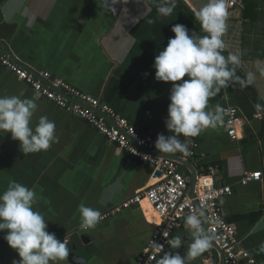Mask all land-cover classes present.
<instances>
[{
    "label": "crops",
    "instance_id": "obj_1",
    "mask_svg": "<svg viewBox=\"0 0 264 264\" xmlns=\"http://www.w3.org/2000/svg\"><path fill=\"white\" fill-rule=\"evenodd\" d=\"M206 2L177 0L173 14L163 17L156 10L158 0H0V51L45 82L42 75L49 73L99 99L142 133L169 135L165 119L172 83L156 81L155 56L175 35L174 24L185 25L190 35H205L194 13ZM227 7L223 54L240 55L237 74L253 72L255 80L246 87L237 83L222 89L210 107L239 108V138L232 139L224 124L208 128L187 138L198 145L195 158H172L191 177V190L205 166L220 167L217 184L232 187L220 199L224 215L242 246L264 264V107H255L264 105V75L257 69L258 61L264 66V0H242L234 7L227 0ZM21 93L37 106L33 125L40 116L55 121L58 141L47 151L24 155L11 133L0 132V193L11 181L36 189L34 208L48 220V231L68 240L70 254L61 264H134L161 220L148 204L123 203L156 181L154 168L128 155L84 119L39 97L0 65V96ZM259 170L262 180L242 183L247 172ZM81 203L106 214L87 232L79 227ZM184 223L171 235L185 239L175 250L181 255L190 243ZM4 235L0 233V264H13L20 257ZM215 255L221 264L217 248ZM191 264H203L202 255Z\"/></svg>",
    "mask_w": 264,
    "mask_h": 264
},
{
    "label": "clouds",
    "instance_id": "obj_2",
    "mask_svg": "<svg viewBox=\"0 0 264 264\" xmlns=\"http://www.w3.org/2000/svg\"><path fill=\"white\" fill-rule=\"evenodd\" d=\"M115 3V0H113ZM177 0H158L157 13L168 17L173 14ZM194 17L205 35L189 34L183 24H174L175 34L168 39L167 46L155 56L153 67L158 82H171L170 104L165 126L169 135L158 134L155 148L161 154L181 153L189 155L191 137H197L208 128L224 124L225 110L210 107V100L217 97L222 89L239 84L251 85L255 80L253 72L246 77L237 74L241 63L238 54L229 52L225 56L223 35L227 30V0H207L198 8ZM257 69L264 75V66L257 62ZM185 76L188 79H184ZM179 82V83H177ZM20 95L0 96V132L11 133L13 140L20 142L24 155L47 151L58 141L56 123L47 116H40L33 125L36 104ZM264 100V96L260 97ZM257 109L264 105L257 103ZM36 189L11 181L0 193V233L14 249L19 260L13 264H61L70 254L68 240L63 241L55 233L48 231V220L37 210ZM79 227L87 232L94 229L103 219L99 208L81 203ZM205 211L197 208L185 217L184 227L188 231L190 243L181 255L178 251L185 244L181 236L167 240L171 251L164 252L156 264H191L211 246L210 236L204 228ZM158 250L163 245L156 244ZM264 252V244L260 245Z\"/></svg>",
    "mask_w": 264,
    "mask_h": 264
},
{
    "label": "built area",
    "instance_id": "obj_3",
    "mask_svg": "<svg viewBox=\"0 0 264 264\" xmlns=\"http://www.w3.org/2000/svg\"><path fill=\"white\" fill-rule=\"evenodd\" d=\"M241 3L242 0H228L229 7ZM0 65L26 82L39 97L84 119L128 155L151 165L155 174L161 171V175L153 184L127 198L123 203L126 207L148 204L161 220L160 223L155 224L149 241L134 264H154L159 255L165 251L168 245L167 240L171 238L173 231L182 224L190 212H195L197 208L205 211L203 226L211 238V246L202 254L203 264H219L215 248L221 253V264H259L250 251L242 246L235 227L224 215L220 199L231 194L232 187L217 184L220 167L215 164L205 166L201 172L197 173L196 184L191 190L186 174L180 170L178 163L172 158L173 155L185 159L195 158L198 153V145L195 141L189 145V155L178 152L161 154L155 148L156 135L140 132L112 107L102 105L99 99L82 92L63 79L43 73L42 77L47 81L51 78V82H45L9 54L1 51ZM97 107L100 108V112L94 109ZM224 110L227 134L232 139H237L239 128L243 124L240 110L234 105H228L224 107ZM262 179V170L247 172L242 178V183L247 184ZM156 244L164 247L158 250Z\"/></svg>",
    "mask_w": 264,
    "mask_h": 264
},
{
    "label": "water",
    "instance_id": "obj_4",
    "mask_svg": "<svg viewBox=\"0 0 264 264\" xmlns=\"http://www.w3.org/2000/svg\"><path fill=\"white\" fill-rule=\"evenodd\" d=\"M156 175H157V176L161 175V171H157V172H156ZM188 180L190 181V180H191V177H190V178L188 177Z\"/></svg>",
    "mask_w": 264,
    "mask_h": 264
}]
</instances>
